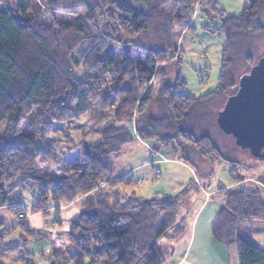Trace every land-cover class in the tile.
I'll return each instance as SVG.
<instances>
[{"label":"trees","instance_id":"16d2710c","mask_svg":"<svg viewBox=\"0 0 264 264\" xmlns=\"http://www.w3.org/2000/svg\"><path fill=\"white\" fill-rule=\"evenodd\" d=\"M216 5L215 0H0V210L11 219L0 215V264L8 258L22 264L166 263L169 245L185 233L194 205L181 213L180 202L196 185L173 197L144 199L135 191L134 176L115 177L110 163L137 138L180 150L181 158L192 149L202 179L208 164L237 165L232 159L243 152L219 130L216 117L236 93L237 82H227L236 42L264 33V0H248L238 17L223 19L227 46L216 92L175 95L171 88L183 86L179 73L169 79L165 70L176 61L177 31L189 30L197 9L222 16ZM246 59L249 71L253 59ZM97 105L111 113V126L96 145L79 144V155L60 167L57 148L49 144L53 132L79 122ZM99 119L106 120L102 113ZM60 147L61 155L71 150ZM218 189L223 198L211 223L213 243L235 248L237 264H264V250L244 239L253 222L264 223L262 192L244 185ZM24 195L34 200L31 215L53 208L57 213L84 198L68 231V247L53 251L47 262L35 261L26 250L45 234L21 221ZM11 234L15 242L6 244Z\"/></svg>","mask_w":264,"mask_h":264},{"label":"rangeland","instance_id":"374dc122","mask_svg":"<svg viewBox=\"0 0 264 264\" xmlns=\"http://www.w3.org/2000/svg\"><path fill=\"white\" fill-rule=\"evenodd\" d=\"M215 1L222 16L215 11L197 9L189 23V30L177 31V38L174 43L177 50L176 61L167 65L165 69L169 79L179 73L183 86L182 88H171L175 95L200 98L206 94L214 93L218 89V81L222 72V65H224L222 57L226 54L224 50L227 46L226 37L221 31L223 19L238 17L248 5V0ZM261 23L264 28V17L261 19ZM235 51H237L234 54L235 62L229 67L227 81L229 83H238L242 76L248 75L250 62L247 59L244 60V57L252 58L254 65L264 58V33L253 40L244 38L237 41ZM165 81L164 84L166 85H170L172 82L168 79ZM153 86L154 91H156L154 96H157L160 87L159 79L153 83ZM225 102L226 100L223 103L225 104ZM223 106L218 112L222 110ZM92 112L84 116L79 122H70L58 126L53 132L49 144L57 148L60 167L67 159L76 158L79 155V144L83 142L86 145H96L101 134L111 126V113L101 112L99 105L95 106ZM100 113L104 115L106 120L99 119ZM124 127L130 130L129 127ZM2 130L3 125H0V132ZM60 146L71 147V150L67 154L61 155ZM237 148L243 153L235 155L233 159L230 158L229 154L226 155L237 165L233 167L223 161L208 164L204 167L207 169L206 179H202L203 177L197 173L195 168L197 162L193 158L192 149L184 150V158H181L183 155L180 150L174 153L172 150L162 148L156 141L146 142L144 146L131 145L126 147L120 152L121 154L111 158L110 169L116 176H120L133 167L144 164L142 168L131 173L138 181L135 191L144 199L173 197L190 184H195L197 189L191 188L186 200L180 202L183 207L181 213L188 209L191 202H200L206 194L210 195L211 192H213L214 199L222 200L223 196L217 191L219 187L225 189L243 185L251 189L258 187L262 192L264 201V161L261 162L260 159L250 155L248 150ZM185 159H192L194 164H190ZM24 199L25 205L30 203L29 195H24ZM0 215L6 218L9 223L11 222L10 216L5 210H0ZM23 216L25 220L21 221L27 220V223L32 221L31 218H28L29 211L26 212L25 210ZM189 216L190 214H188V218ZM54 219H57V214L55 211H51L49 217L44 219V228L42 229L47 230ZM250 232L244 239L264 250V223L253 222ZM10 237H5L6 244L15 242V236L11 234ZM26 250L30 251V244L26 246ZM220 252L230 264H237L235 248H221ZM41 259L39 258V261ZM1 264L22 263H18V261L16 263V260L8 258Z\"/></svg>","mask_w":264,"mask_h":264},{"label":"crops","instance_id":"0c3cea01","mask_svg":"<svg viewBox=\"0 0 264 264\" xmlns=\"http://www.w3.org/2000/svg\"><path fill=\"white\" fill-rule=\"evenodd\" d=\"M144 144V142L136 138L129 146H144ZM143 166L144 164L138 167L135 166L120 176L114 175L115 177L129 176L133 171ZM209 194H206L205 198L201 199L200 202L194 203L192 212H190V216L187 219L185 233L169 245V256L165 264H230L229 261L223 258L220 252L221 248L212 241L211 223L220 208V204L218 199H214L213 192ZM24 200L23 197L21 203L26 212H28L34 204V200L30 198V203L26 205ZM83 203L84 198H78L71 204L59 207L57 213L55 212L57 219L53 220L47 230L42 229L44 228L43 222L45 218L49 217L51 211H55L54 208L47 211L46 215L29 214L28 218H31L32 221L27 223L26 220V223L30 230L45 234L42 241L29 243V252L34 255L35 261H39V258H42L41 261L47 262L50 260L53 251L59 252L68 247L70 225L81 213Z\"/></svg>","mask_w":264,"mask_h":264},{"label":"water","instance_id":"95a60500","mask_svg":"<svg viewBox=\"0 0 264 264\" xmlns=\"http://www.w3.org/2000/svg\"><path fill=\"white\" fill-rule=\"evenodd\" d=\"M216 125L237 147L264 160V58L239 79L236 93L217 114Z\"/></svg>","mask_w":264,"mask_h":264}]
</instances>
